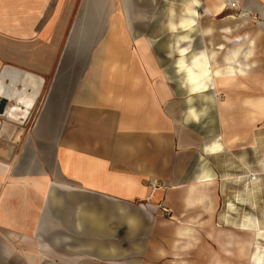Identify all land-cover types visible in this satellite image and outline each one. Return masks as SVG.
<instances>
[{
	"label": "crops",
	"instance_id": "crops-1",
	"mask_svg": "<svg viewBox=\"0 0 264 264\" xmlns=\"http://www.w3.org/2000/svg\"><path fill=\"white\" fill-rule=\"evenodd\" d=\"M151 4L0 0V264H264V0L171 9L185 122Z\"/></svg>",
	"mask_w": 264,
	"mask_h": 264
},
{
	"label": "rangeland",
	"instance_id": "rangeland-1",
	"mask_svg": "<svg viewBox=\"0 0 264 264\" xmlns=\"http://www.w3.org/2000/svg\"><path fill=\"white\" fill-rule=\"evenodd\" d=\"M182 2L183 0H173V8L175 9L174 11L178 10V13L181 11ZM151 3L152 4L150 6L146 7L148 11L152 13L151 19H153L149 22V25L147 27V30H148L147 32H150V33L158 32L159 34L161 33L163 35V37L156 38L152 41L153 51H156L158 55L162 57V67L164 68L163 71L166 77L168 78V80H170L173 84H175V85H171V87L168 86V88L172 90L173 95L176 96L175 97L176 100L177 99L179 100L178 104L180 108V116H181L180 120L185 122L186 120H185L184 112L186 108V96H185L186 91H185V88L181 86L182 84L180 83L178 84V78L184 75L183 74L184 71L179 70L178 71L179 74L177 73V68L175 67L176 65L175 63H176V60L178 59V55L175 61L173 62L174 55H173V52L171 53L170 51V43H171L172 38L169 33L168 34L166 33L167 27L165 26V23L167 24V22L169 21L167 19L171 18L170 13H171V9H173L172 2L171 0H151ZM132 9L134 10V15L132 16L136 18L138 16V10H139L138 5H133ZM181 42L178 44H175L176 48L177 47L179 48V46L180 47L185 46V44L181 45ZM137 45L138 47L142 46L138 44V42H137ZM42 97H43V93L37 98L38 102L36 103L33 109V112L28 119L29 123L32 121L33 114L36 112L35 110L37 109L38 104L41 102ZM205 149L207 152H211V153L222 151V147L219 143L218 138H215L211 143L207 144L205 146ZM259 188L260 190H264V182L260 183ZM260 201L264 202V198H261ZM228 233L230 232L228 231ZM210 236L212 237V239H218V237L220 236V233L219 235L217 234L216 237L213 236L212 234ZM214 253L217 254V252H214Z\"/></svg>",
	"mask_w": 264,
	"mask_h": 264
},
{
	"label": "bare ground",
	"instance_id": "bare-ground-1",
	"mask_svg": "<svg viewBox=\"0 0 264 264\" xmlns=\"http://www.w3.org/2000/svg\"><path fill=\"white\" fill-rule=\"evenodd\" d=\"M194 1V0H193ZM186 24L184 23V26ZM181 52L185 53L184 50H182ZM181 55H185V54H181ZM182 66H184L185 69H183V71L185 72V76L187 74V69H186V64L182 61ZM20 75V73H18ZM40 78H37L36 76L29 74V73H25L24 75V80L22 81V86L23 88L21 90H18L17 87L15 88H11L7 85H4V83H2V81L0 80V95H5L4 93H8V94H15L13 95L14 99H19L22 101H26L27 103H32L33 102V92H28L27 88L25 87L24 84H27L31 81H40ZM33 86V85H32ZM37 94V92H36ZM7 115L11 117V119L15 120V121H19L20 119H26L27 115H28V111L29 107H25V108H21L19 105H12L10 107H8L7 109ZM13 112H18L17 114H13ZM18 133L20 134L19 130H16L15 133L13 134V138L15 139V134ZM17 139V138H16ZM251 179H254V175L250 177Z\"/></svg>",
	"mask_w": 264,
	"mask_h": 264
},
{
	"label": "water",
	"instance_id": "water-1",
	"mask_svg": "<svg viewBox=\"0 0 264 264\" xmlns=\"http://www.w3.org/2000/svg\"><path fill=\"white\" fill-rule=\"evenodd\" d=\"M24 85H25L26 88H30V85H29V84H24ZM8 101H9V99H7L6 97L0 98V114H1V115H4L5 112L7 111L6 108L9 107V106H8ZM12 105H13V106H14V105H19V106H22V107H29V106L32 105V103L29 104V103H27V102H25V101H22V100H19V99H14ZM12 105H10V106H12ZM5 116H6L7 118H11V117L8 116V115H5ZM24 120H25V119H24ZM19 121H20V124H21V123L23 122V119H20Z\"/></svg>",
	"mask_w": 264,
	"mask_h": 264
},
{
	"label": "built area",
	"instance_id": "built-area-1",
	"mask_svg": "<svg viewBox=\"0 0 264 264\" xmlns=\"http://www.w3.org/2000/svg\"><path fill=\"white\" fill-rule=\"evenodd\" d=\"M164 211H165V212H168V211L166 210V208L164 209Z\"/></svg>",
	"mask_w": 264,
	"mask_h": 264
}]
</instances>
